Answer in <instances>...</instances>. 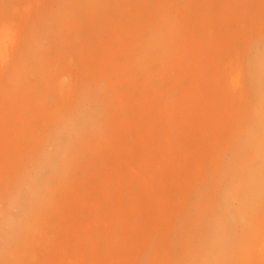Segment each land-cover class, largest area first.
Masks as SVG:
<instances>
[{
    "label": "rangeland",
    "instance_id": "obj_1",
    "mask_svg": "<svg viewBox=\"0 0 264 264\" xmlns=\"http://www.w3.org/2000/svg\"><path fill=\"white\" fill-rule=\"evenodd\" d=\"M0 264H264V0H0Z\"/></svg>",
    "mask_w": 264,
    "mask_h": 264
},
{
    "label": "bare ground",
    "instance_id": "obj_2",
    "mask_svg": "<svg viewBox=\"0 0 264 264\" xmlns=\"http://www.w3.org/2000/svg\"><path fill=\"white\" fill-rule=\"evenodd\" d=\"M245 156V154H242V152L240 153V157H243ZM252 180L253 179H257L259 177V175H252ZM224 259V256H223V253L221 251L217 252L216 253V258H215V261L216 262H221L222 260Z\"/></svg>",
    "mask_w": 264,
    "mask_h": 264
}]
</instances>
